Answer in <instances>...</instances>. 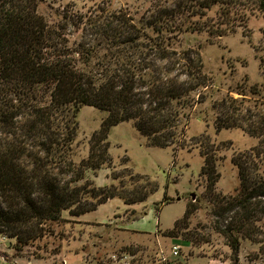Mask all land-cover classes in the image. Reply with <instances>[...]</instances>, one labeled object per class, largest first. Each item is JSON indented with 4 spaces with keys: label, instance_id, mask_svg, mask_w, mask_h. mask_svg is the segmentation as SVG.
Returning <instances> with one entry per match:
<instances>
[{
    "label": "trees",
    "instance_id": "obj_1",
    "mask_svg": "<svg viewBox=\"0 0 264 264\" xmlns=\"http://www.w3.org/2000/svg\"><path fill=\"white\" fill-rule=\"evenodd\" d=\"M41 1L0 0V235L16 238L22 250L46 235L50 223L60 222L64 210L78 216L117 196L128 204L147 199L157 184L131 200L112 185L95 186L87 178L89 170L111 166L112 127L133 121L149 145L172 147L174 154L199 147L205 198L232 264H240L243 240L257 244L264 256V114L244 110L233 96L214 103L217 132L240 127L259 138L232 157L240 178L236 192L218 191V154L229 143L217 144L202 133L189 144L183 123L186 110L205 98L198 90L209 86L203 56L198 48L173 46L183 32L211 29L204 17L212 7L219 5L227 27L213 24L211 32L223 34L256 11L264 14V0H150L140 21L125 10L104 9L105 15L87 19L85 36L91 38L83 37L76 47L63 33L65 25L51 24L39 12ZM85 105L108 115L91 137L90 154L76 163L72 145ZM170 199L165 196L161 203ZM200 207L188 202L164 235H184Z\"/></svg>",
    "mask_w": 264,
    "mask_h": 264
},
{
    "label": "rangeland",
    "instance_id": "obj_2",
    "mask_svg": "<svg viewBox=\"0 0 264 264\" xmlns=\"http://www.w3.org/2000/svg\"><path fill=\"white\" fill-rule=\"evenodd\" d=\"M150 3V0H42L38 10L51 24L65 25L63 33L76 47L83 37L91 38L85 36L87 19L125 10L134 20L140 21ZM219 9V5L212 7L204 17L210 19V30L183 32L173 46L176 49L194 47L202 53L209 86L198 90L205 98L191 110H186L189 115L183 123L189 144L196 143L197 136L202 133H208L217 144L229 143L227 146L222 144L218 154L221 176L217 189L231 194L240 186L238 168L232 157L257 145L259 138L240 127L217 132L214 103L233 96L240 100L244 110L249 107L253 112L264 114V14L256 11L242 22L236 21L232 30L212 33L213 24L214 29L227 27L222 23L224 18L218 14ZM107 115L108 112L94 106L81 108L79 129L72 145L76 163L90 154L91 137ZM110 133L112 162L110 167H102L110 170L112 183L107 185H112L116 192L131 200L152 190L155 184L157 189L144 201L132 204L137 211L131 207L126 209L123 198L124 201H114L126 210L118 212V215L123 213V220L117 225L72 220L67 209L60 222L49 224L46 235L30 241L22 250L16 248V238L5 235L4 240L10 244L6 245L0 238V264H27V260L33 264H63L64 259L69 264H232L231 249L226 238L215 230L212 206L205 198L207 181L201 174L204 157L199 147L180 149L174 154L172 147L149 145L133 121L115 125ZM260 166L264 175V162ZM98 171L100 169L89 170L87 178L95 186H106V180L95 181ZM165 196L171 201L162 204ZM188 202L201 206L192 214L189 229H183L184 235L178 237L165 236L163 231L172 228L175 220L184 215ZM155 216H158L160 231H156ZM136 217L139 223L132 225L131 220ZM128 223L139 231L125 227ZM44 226L48 227L47 224ZM191 235L193 237L188 238ZM175 244L179 245L177 255L173 252ZM258 248L257 244L243 240L240 259L245 264H264V256L258 254Z\"/></svg>",
    "mask_w": 264,
    "mask_h": 264
},
{
    "label": "crops",
    "instance_id": "obj_3",
    "mask_svg": "<svg viewBox=\"0 0 264 264\" xmlns=\"http://www.w3.org/2000/svg\"><path fill=\"white\" fill-rule=\"evenodd\" d=\"M119 125V124H118ZM117 126V125H116ZM111 134V133H110ZM109 168L108 167H106V168H102V169H100V171H98V173H97V176L96 177H94V179H95V181L96 182H98V181H100V182H103L104 180H106V184L105 185H109V184H111L112 183V178L109 176ZM111 178V179H110ZM110 179V180H109ZM117 199H120V200H123L122 198H120V197H114V198H110L108 201H106V202H104V203H102V204H100L96 209H94V210H92V211H88V212H86V213H83V214H81V215H78V216H68V217H70L72 220H78V221H82V222H84V223H94V224H102V225H106V224H119V222L120 221H122L123 220V218H122V215H123V213L120 215H118V212H120V211H122L123 209V212L124 211H126L125 210V208L126 209H129L130 207L132 208V209H135V211H137V209L136 208H133V206H132V204H134V203H131V204H128V203H126L124 200V203H125V208L124 207H120L118 204H116L114 201H116ZM178 199H181V197L180 196H178ZM153 210V209H152ZM67 217V218H68ZM139 217V216H138ZM138 217H136V218H134V219H132L131 220V222H132V225L134 224V225H136L135 223H139L137 220H138ZM144 218V217H143ZM154 219H155V223L156 222H158L157 223V229H156V231L159 229V227H160V223H159V221H158V216H155L154 217ZM128 221H130V220H128ZM127 221V222H128ZM115 225V226H116ZM125 227H127V228H130V229H132V230H136V231H139V230H137V229H134L135 228V226L134 227H132L131 226V223H130V226H129V223L128 224H126V226ZM167 230V229H166ZM0 238L1 239H5V236H3V235H0ZM4 241H6L5 243H6V245L8 244V240H4ZM88 264V263H87ZM240 264H245V262H244V260L242 259H240Z\"/></svg>",
    "mask_w": 264,
    "mask_h": 264
},
{
    "label": "built area",
    "instance_id": "obj_4",
    "mask_svg": "<svg viewBox=\"0 0 264 264\" xmlns=\"http://www.w3.org/2000/svg\"><path fill=\"white\" fill-rule=\"evenodd\" d=\"M174 254H179V245L175 244L173 247ZM27 264H33V261L27 260ZM63 264H69L67 259H64Z\"/></svg>",
    "mask_w": 264,
    "mask_h": 264
},
{
    "label": "water",
    "instance_id": "obj_5",
    "mask_svg": "<svg viewBox=\"0 0 264 264\" xmlns=\"http://www.w3.org/2000/svg\"><path fill=\"white\" fill-rule=\"evenodd\" d=\"M8 244H10V242H9V241H8ZM8 244H7V245H8Z\"/></svg>",
    "mask_w": 264,
    "mask_h": 264
}]
</instances>
